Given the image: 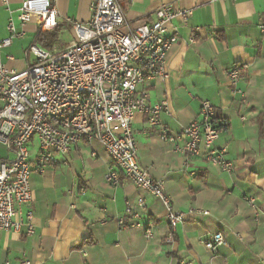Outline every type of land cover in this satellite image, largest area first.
<instances>
[{"label": "crops", "instance_id": "crops-1", "mask_svg": "<svg viewBox=\"0 0 264 264\" xmlns=\"http://www.w3.org/2000/svg\"><path fill=\"white\" fill-rule=\"evenodd\" d=\"M6 1L12 11L23 2ZM117 1L132 26L151 23L164 4L192 11L187 22L175 19L169 28L178 41L168 52L167 80L139 89L151 105L166 102L160 121L173 140L161 141L143 115L131 125L138 163L163 182L173 211L183 215L173 242L165 240L169 225L161 202L122 176L117 186L108 185L110 158L104 148L78 143L43 173L31 174L33 233H1L0 263L264 264V38L257 28L264 0ZM91 2L52 0L58 24L46 32L56 34L51 47L63 49L74 41L73 23H89ZM8 18L0 0V40L7 36ZM22 31L24 37L2 51L7 69L20 71L32 62L27 49L39 30L31 22ZM233 66L242 69L235 87L227 76ZM202 101L213 106L224 127L214 145L226 149L231 173L179 151L181 130L197 119ZM6 158L10 154L0 146V159ZM137 199H143L142 209ZM126 205L139 212V226L121 227ZM145 226L151 228L150 240L143 236ZM215 233L225 243L211 252L201 241Z\"/></svg>", "mask_w": 264, "mask_h": 264}, {"label": "built area", "instance_id": "built-area-1", "mask_svg": "<svg viewBox=\"0 0 264 264\" xmlns=\"http://www.w3.org/2000/svg\"><path fill=\"white\" fill-rule=\"evenodd\" d=\"M3 5L9 18L7 36L0 40V146L10 158L0 159V234L33 233L32 173H43L56 156L66 155L78 143L98 142L110 158L105 182L115 187L122 176L158 199L169 225L165 240L172 243L183 215L173 211L163 182L151 178L138 163L131 125L136 115H143L161 141L173 140L160 121L166 102L151 105L139 89L153 80H167L168 52L178 41L169 28L175 19L187 22L192 11L164 4L154 11L151 23L132 26L126 24L117 0H92L89 23H73L71 45L48 50L32 43L27 49L32 62L17 71L4 66L2 51L24 37L22 27L28 23L35 22L41 32L54 30L57 11L52 0H23L15 11L6 0ZM257 28L264 38V17ZM241 71L239 66L228 71L233 87ZM221 131L213 106L202 101L197 119L181 130L184 142L179 151L189 157L202 156L222 172L231 173L234 168L225 157L226 149L214 145ZM137 206L144 207L143 199H137ZM125 214L121 227L139 226L138 211L126 205ZM143 236L152 238L150 227L145 226ZM201 242L211 252L225 243L220 233Z\"/></svg>", "mask_w": 264, "mask_h": 264}, {"label": "trees", "instance_id": "trees-1", "mask_svg": "<svg viewBox=\"0 0 264 264\" xmlns=\"http://www.w3.org/2000/svg\"><path fill=\"white\" fill-rule=\"evenodd\" d=\"M56 39L57 37L54 32L43 33L41 31H38L33 42L38 43L39 45H41L46 49H50L52 48L51 46L55 44ZM220 128L223 129L224 127L221 126Z\"/></svg>", "mask_w": 264, "mask_h": 264}, {"label": "rangeland", "instance_id": "rangeland-1", "mask_svg": "<svg viewBox=\"0 0 264 264\" xmlns=\"http://www.w3.org/2000/svg\"><path fill=\"white\" fill-rule=\"evenodd\" d=\"M62 39H64V40H66V39H68V35L67 34H65V35H63V37H62ZM69 45H71V44H69ZM68 45V46H69ZM58 46V45H57ZM60 49H62L61 47H55V48H50V49H48V50H60ZM28 53V52H27Z\"/></svg>", "mask_w": 264, "mask_h": 264}]
</instances>
